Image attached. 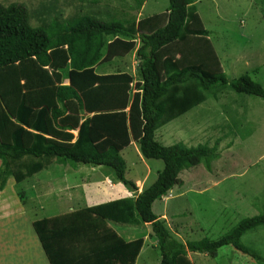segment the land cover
<instances>
[{"label":"rangeland","instance_id":"obj_1","mask_svg":"<svg viewBox=\"0 0 264 264\" xmlns=\"http://www.w3.org/2000/svg\"><path fill=\"white\" fill-rule=\"evenodd\" d=\"M189 1L192 14L187 27L198 29L200 22L207 35H188L165 45V52H158L154 60L159 77H164L163 59L168 57L177 67L199 64L206 71L224 73L229 80L247 74L264 88V0ZM11 2L25 6L32 26L52 17L64 19L79 11L104 20L120 19L136 32H149L161 26L167 14V0H0L4 6ZM135 41L111 38L99 63L78 73L84 77L67 70L68 75L72 73L78 79L73 87L80 96L81 108L72 99L65 101L66 109L70 112L60 116L56 123L59 126L69 125L71 129L55 127L47 115L48 111L44 113L45 140L62 146L72 144L75 138L73 131L86 118L88 135L96 143L97 149L102 150L114 144L125 162L124 176L136 186L135 190H131L120 183L114 186L108 180L94 183L95 187L86 184L83 188L87 193L90 192L92 204L95 205L77 207L70 213L87 210L89 213H104L96 205L116 193L123 197L120 199L123 204L121 214L131 222L138 223L132 201L137 192L154 180L162 167L159 159L142 158L137 147L141 121L136 108L141 80L134 56ZM173 51L174 54L170 53ZM51 54L56 66L55 82L49 81V75L34 69L31 60L25 63L27 84L40 87L27 94L31 104L41 101L49 103L53 96V91L50 93L51 87L57 82H63L66 51L58 50ZM91 77L93 80L89 82ZM117 87H120L121 99L112 93ZM185 93L191 95L189 107L162 122L154 130V138L161 144L178 141L186 146L206 144L214 150L216 157L210 161L209 169L202 162L182 169L178 173L179 182L155 200L152 211L163 220L170 234L179 240H196L201 237L215 239L241 218L264 211V99L237 93L228 85L201 90L194 82H189L177 90H170L173 114L178 109L174 98ZM195 94L200 95L199 100H196ZM36 111L30 115L29 124L34 120ZM32 133L29 129L26 133L29 139L23 146L33 141ZM102 133L107 136L102 137ZM24 137L27 140L26 135ZM34 162L33 158L27 156L23 165L17 167H29ZM76 164L82 173L89 175L88 180L95 175L94 171L90 174L87 170L93 166ZM62 207L59 210L61 212L64 211ZM113 212L117 211L114 209ZM41 214H46L45 209L37 213L36 217ZM106 218L105 224L116 222L114 218ZM131 229H125L127 234ZM146 229L143 226L132 238L127 237L131 240L123 242L124 255L128 257L133 248L132 243L140 241V245L144 244L136 264H157L158 250ZM240 241L250 250V254L226 245L217 249L213 255L187 252L185 259L189 264H264V225L246 231ZM64 242L73 246V236ZM87 242V234L75 239L76 246H87ZM18 257L22 260L21 254Z\"/></svg>","mask_w":264,"mask_h":264},{"label":"trees","instance_id":"obj_2","mask_svg":"<svg viewBox=\"0 0 264 264\" xmlns=\"http://www.w3.org/2000/svg\"><path fill=\"white\" fill-rule=\"evenodd\" d=\"M189 3V0H167L165 22L149 32H136L132 26L126 25L120 19L104 20L79 11L64 19L52 17L32 26L24 5L17 2H11L5 6L0 4V67L17 70L26 78L25 63L31 60L30 63L34 69H39L43 74L49 75V81L55 82L57 78L56 66L53 64L51 52L61 50L66 51L67 54L63 61L65 69L62 78L66 79L68 76L71 78L69 84L57 82L51 87L50 93L53 91V96L49 103L41 101L31 104L27 95H25L26 105L21 102V99H17L18 105L13 109L14 119L21 126L11 132L9 143L0 142V190L9 175H12L18 182L44 168L51 160L57 164H68L71 167H74L76 163L100 166L99 171L109 179L110 183H120L128 189H136L133 181L124 176L125 162L115 145L109 144L102 150L97 149L96 143L88 135L86 118L78 124L74 141L70 146H62L45 140L46 129L43 118H45L44 113L48 111V116L55 127L71 129L69 125L59 126L56 123V120L66 113L65 101L72 99L78 108H81L80 96L73 87L78 83V79L72 73L68 75L67 70L78 74L95 67L102 59L106 44L111 38L137 39L138 44L134 49V56L137 60L141 80L139 104L136 108L141 121L137 147L142 158L159 159L162 162V167L158 170L154 180L135 194L132 207L138 219L149 224L150 234L155 238L159 254L157 264H189L185 259L187 252L213 255L217 249L226 245H230L244 254H250V250L240 241V237L246 231L264 225V211L241 218L229 230L215 239L201 237L196 240L182 241L170 234L164 226L163 220L151 209L154 200L159 199L179 182L178 173L182 169L194 166L199 162L209 169L210 161L216 157L214 150L206 144L186 146L180 141L161 144L154 138V130L162 122L186 110L192 101L189 93L175 97L178 109L173 114L170 107V90H177L181 85L189 82H194L201 90L228 85L237 93L264 99V88L247 74H241L229 80L224 73L206 71L199 64L177 67L175 62L168 57L163 59L164 77L162 79L159 77L154 60L158 52L161 50L165 52V45L188 35H207L200 22L198 29L187 27L192 14L189 11ZM174 52L170 53L174 54ZM48 64H51L52 73L42 69ZM74 70L78 72H74ZM78 75L84 77L83 74ZM92 80L91 77L89 82ZM11 81L6 84V89L12 91H9L12 98L9 97L8 100L13 104L15 102L13 98L17 97L13 90L18 87L14 83V79ZM36 88L40 87H30L29 84L28 93ZM112 93H116L115 96L117 95L121 99L120 87L114 89ZM0 95L4 98L2 90H0ZM195 98L199 100L200 95L195 94ZM69 107L72 106L69 105ZM33 108H37L34 120L29 125L33 132V141L28 146H23L21 143L22 125H26L28 116L36 110ZM27 156L33 158L35 162L22 169L17 167V165H23ZM122 205L121 200H116L96 205V208L105 211L104 213H89V210L87 212L76 211L51 220L46 218L33 220L32 228L48 262L50 264H73V246L70 248L67 243L63 245L67 248L63 249L58 245L57 239H69L71 232H73V238L85 236L86 232H81V228L96 225L95 219L91 218L90 214L114 219L123 218L120 217L123 215L121 214L123 213ZM114 209L117 212H113ZM106 211L111 212L107 213ZM55 222L61 225L62 230ZM75 227L80 228L73 231ZM132 246L130 255L125 257L126 264H133L140 241L136 244L132 243Z\"/></svg>","mask_w":264,"mask_h":264},{"label":"crops","instance_id":"obj_3","mask_svg":"<svg viewBox=\"0 0 264 264\" xmlns=\"http://www.w3.org/2000/svg\"><path fill=\"white\" fill-rule=\"evenodd\" d=\"M135 42L137 46L138 40L136 39ZM42 69H46L51 73L53 72L51 64L44 66ZM13 79L18 89L13 90L17 97L13 98L15 102L12 104L8 100L9 97L12 98V94L10 93L12 91L11 89L9 90L10 92L7 91L6 84L12 82L11 80ZM69 81H71L70 76L66 79L63 78V83L69 84ZM27 85V79L21 72L0 67V90H2L4 96L2 98L0 95L1 143H9L11 132L21 126L14 119L13 109L18 105L17 99H21L24 105L27 104L25 99V95L28 93L27 89L29 85ZM68 112H70L69 109H66V113ZM29 121L30 116L27 118L26 125H22L21 143L25 145L27 144L28 136L26 135L27 140L24 136L30 129ZM73 133L74 138L76 131H73ZM106 136L102 133V137ZM90 168L92 171L91 169H87L90 174L93 171L95 172V175L90 180H88L89 175L82 173L80 167H71L55 162L46 165L44 168L18 182L14 180L12 175L6 178L0 190V264H50L31 223L33 220L40 218L47 219L61 214H68L76 210L77 207H90L95 205L92 204L90 192L87 193L83 186L89 184L95 187L94 183H103V181H109V179L99 171L100 166ZM55 176L58 178L56 179ZM113 185L115 186L116 184ZM122 198L121 195L112 193V196L108 199L105 197L103 202L115 199L120 200ZM154 202L155 200L151 204V209ZM49 205L54 208H51ZM60 206L64 207L61 208L64 209L63 212L59 211ZM47 207L49 208L47 209ZM43 209H45L46 214H41L39 217H36V214L39 212L42 213ZM157 216L159 217V215ZM90 217L95 219L96 225L81 228L80 230L81 232H86L87 237H89V242L86 243L87 246H76L75 239L77 238H73V264H126L123 242L125 240H131V236L135 235V232L143 226L150 232L148 223H143L139 219L138 223L131 222L124 215L120 216L123 217L121 219L119 217L115 219L116 222H106V224L104 222L107 220L105 216L91 214ZM58 227L62 230L61 225ZM129 227H132V229L127 234L125 229ZM79 228L75 227L73 231ZM72 236L73 232L70 233V237ZM150 236L156 248L155 238L152 235ZM57 240L59 246L63 249L67 248L63 245L67 244L64 240H68V238ZM143 244L139 246V252L135 256L133 264H136L137 259L140 258ZM20 254L22 260H19L18 256Z\"/></svg>","mask_w":264,"mask_h":264}]
</instances>
